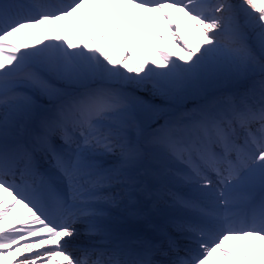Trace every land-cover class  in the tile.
<instances>
[{"label": "snow or ice", "instance_id": "snow-or-ice-1", "mask_svg": "<svg viewBox=\"0 0 264 264\" xmlns=\"http://www.w3.org/2000/svg\"><path fill=\"white\" fill-rule=\"evenodd\" d=\"M0 264H264V0H0Z\"/></svg>", "mask_w": 264, "mask_h": 264}, {"label": "bare ground", "instance_id": "bare-ground-1", "mask_svg": "<svg viewBox=\"0 0 264 264\" xmlns=\"http://www.w3.org/2000/svg\"><path fill=\"white\" fill-rule=\"evenodd\" d=\"M110 11H111V9H110ZM140 15L145 20H147L146 17H147L148 14H146V13H140ZM128 24H129V18L126 16L125 29H127ZM160 30L162 31V28ZM145 31H147V27H145ZM137 35L139 37L140 44L143 45L144 37L140 33V30H139V27L138 26H137ZM154 43H155V41L153 40L149 44V46L147 48L148 49L149 58L152 57V47H153ZM125 44H126V37H125V39H122V40L119 41V43L117 45V48H116V51L114 53L116 56H119L120 55V53L122 52ZM169 51H172V52L175 53L176 52V49H174V48L173 49H169ZM177 55H178V53H177ZM173 58L175 59V56ZM134 62L135 61L133 60L132 63H134ZM140 95L143 96L145 99H153L149 93L141 92ZM154 102L157 103V104H161L165 108H169V109L174 110V111H178V110H181V109H193L194 108V105L196 103L195 100L189 99V100H187L185 102H182L181 104H167L165 101L160 100L159 98H154ZM45 103H46V101H45ZM80 238H81V236L79 237V239ZM177 238H178L179 243H184L185 242L184 240L180 239L179 237H177Z\"/></svg>", "mask_w": 264, "mask_h": 264}, {"label": "rangeland", "instance_id": "rangeland-1", "mask_svg": "<svg viewBox=\"0 0 264 264\" xmlns=\"http://www.w3.org/2000/svg\"><path fill=\"white\" fill-rule=\"evenodd\" d=\"M146 53L148 54V49L146 50Z\"/></svg>", "mask_w": 264, "mask_h": 264}]
</instances>
